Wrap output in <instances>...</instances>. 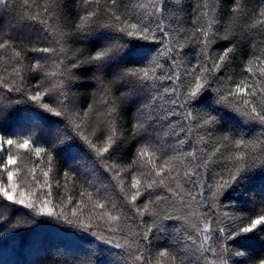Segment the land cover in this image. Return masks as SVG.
<instances>
[{
	"label": "snow or ice",
	"instance_id": "obj_1",
	"mask_svg": "<svg viewBox=\"0 0 264 264\" xmlns=\"http://www.w3.org/2000/svg\"><path fill=\"white\" fill-rule=\"evenodd\" d=\"M100 2L101 0H77L78 5L84 7L93 3L99 5ZM107 2L112 7L104 9L102 24L99 23V7L92 8L76 17L73 32V25L69 22L72 14L67 11L66 0H24L20 19L28 22V28L35 33V40L27 41L31 44L27 50L40 54L33 58L35 63L31 65V70L37 73V90L28 93L19 86L15 90L27 95V99L37 108L43 109L53 117L67 120L83 143L102 159H111L122 147L120 138L123 132L117 122L120 107L114 100L109 102L107 98L101 99L106 108L103 112H98V116L103 118L108 128L102 138V144L91 139L90 136L95 135V130L86 133L82 118L77 121L69 110L72 103L69 95L70 82L77 78V71L74 70H79L86 64L91 65L98 74V83L103 86L106 74L119 68L109 86L120 84L122 88L148 90L144 107L156 113L154 124L149 125L150 127L169 117L183 116L179 130H176L174 122L169 121L167 128L172 129V136H179L180 132L185 130L186 122H193L188 132L198 129L210 132L215 129L219 124L217 115L211 112L194 114L192 110L196 106L195 102L202 104L208 99L207 94L215 93L214 102L231 109L241 117L249 126L248 133L229 132L216 138L211 147H208L209 141L200 136L196 146L190 150H184L185 144L189 142L180 138L175 141V154L157 153L149 147L139 148L136 158L132 161V165L138 166V170L133 173L130 185L125 183L121 173L130 171L132 165L113 174L123 194V200L110 199L105 202L95 198L93 193L87 190L82 191L80 195H86L91 201L89 221L95 219L99 221L97 227L103 225L102 231L92 234L105 245L119 250L113 252V255L120 256L124 264L129 261L131 264H230L233 256L241 259L232 261V264H246L245 253L238 247L236 251H232L224 246V242L246 234H252L247 236L248 239L264 235V208L246 223L230 226L226 230L224 227H218V220L214 221L207 213H202L201 205L223 203L221 198L225 193L229 189L235 191L241 181L246 179L244 174L256 166L257 161L264 167V38L260 41L246 39L251 52L242 69L245 75L235 83L233 78L225 73L231 67L238 51L236 42H230L222 53L216 55L210 54L209 50L218 38L229 40L236 35L235 27H224L225 16L233 25L242 17L251 18L252 22L244 26L245 38L254 37L258 33L264 37V0H256L259 6L256 11L251 8L253 0H230L227 4L226 0H193L190 6L180 0L176 6L186 10L179 23L171 19L172 14L168 10L173 5L169 0ZM9 5L14 6V0H0V8L7 10ZM121 8L123 12L118 13L117 10ZM185 17L192 27L186 26ZM185 32L191 33V36L183 35ZM69 36H77V39L83 41L95 36L92 47L96 50L81 59L76 55L79 49L70 50L67 47ZM101 41L103 43H100ZM17 43L16 40L5 39L0 34V61L23 60V50L16 46ZM191 44L197 46V62L186 64L183 57L189 54L185 49ZM6 49L10 52L9 60L5 59ZM125 49L128 50L127 54L122 55ZM153 52L155 55H148ZM69 60L71 63H68ZM46 62L54 65L53 71H47ZM22 68V63H15L12 69L21 83L24 80L21 75ZM41 73L60 79L53 80L48 86H42ZM221 79L225 83L214 87ZM166 81L169 83L165 84ZM8 90L13 91V88L9 87ZM92 108L93 105L90 104L89 111ZM177 109L182 112H177ZM84 115H87V112ZM52 123L59 124V121ZM141 130H144L143 123L134 125L132 135L140 134ZM60 139L61 137L57 136L45 147L38 145L31 136L15 139L0 132V155L6 156L0 164V175L7 176L6 183L0 181V196L14 205H23L33 210L37 208L38 199L42 200L45 206L50 203L51 148ZM201 142L205 147H199ZM20 150L38 158L47 157L50 167L48 170L41 169L43 182L38 184L41 189L47 191H42L39 197L34 191L21 189L22 183H28L26 178L17 182L20 169L13 166L17 165ZM112 167L118 166L113 164ZM198 169L215 171V183H201L200 177L203 174L199 173ZM35 172L36 167L29 170L33 180H36ZM69 176L70 173L66 172L65 177ZM206 191L210 200L205 197ZM71 200L72 197H68V203H71ZM169 206L177 208L181 214L167 211ZM76 210L83 214L82 207L77 206L74 211ZM39 211L44 213L45 207H41ZM47 214L52 215L53 212L48 210ZM165 221L177 222L175 227L179 235L173 236V240L178 247H162L155 255L149 249V254L145 256L144 250L148 249L153 236L167 231ZM129 222L135 223L139 231H133L128 226ZM120 233L123 235H118ZM141 241L148 243L141 245ZM182 252L188 255H183ZM207 254H211L214 259H209ZM194 257L198 259L194 260ZM259 264H264V259H260Z\"/></svg>",
	"mask_w": 264,
	"mask_h": 264
},
{
	"label": "trees",
	"instance_id": "obj_2",
	"mask_svg": "<svg viewBox=\"0 0 264 264\" xmlns=\"http://www.w3.org/2000/svg\"><path fill=\"white\" fill-rule=\"evenodd\" d=\"M173 7L169 8L171 19L180 22V17L184 15V11L176 6L180 0H169ZM230 0H226V4ZM186 6H190L193 0H183ZM67 11L72 15L69 22L72 31L75 32L74 24L77 22L76 17L83 14L87 10L99 7L100 17L99 23L104 22L103 11L112 6L107 0H101L99 5L95 3L84 7L78 5L77 0H66ZM256 0H253L251 8L253 11L258 10ZM24 8V0H14V6L9 5L8 9H1L0 13V34L5 39L11 38L16 40L17 47L23 50V60L14 62L0 61V132L8 135L10 138H23L31 136L38 145L48 147L50 141L60 136L61 139L51 148L52 164L49 172V181L51 183L52 196L50 203L46 206L42 200H37V208L35 210L25 208L23 205H14L0 196V264H124L120 256H114L113 252L119 250L112 249L110 245H105L99 240L94 232L103 230V225L97 227L98 220L89 221V208L91 201L85 195L82 197V191L92 192L95 198H100L107 202L108 200H123V194L117 185V181L113 178V174L120 169H128L132 165V161L136 158L137 149L149 147L157 153L164 152L173 153L175 141L184 138L186 143L184 150H190L196 146V141L200 136H204L209 141L208 147H211L216 138L221 137L229 132H249V126L235 112L229 108H224L214 102L215 93H210L208 99L202 104L195 102L196 106L192 109L194 114H205L211 112L217 115L219 124L215 129L208 132L205 129H198L194 132H188L193 122H186L185 130L180 132L179 136H172V129L167 128L169 121L175 123L176 130L181 127L183 116L169 117L167 120H161L154 127L156 113L149 108L144 107V100L148 95V90L140 91L131 88H122L120 84L109 86V82L113 80L115 73L119 68H115L111 73L104 77V84L101 86L97 81V73L91 65H85L77 71V78L70 82V97L72 103L69 110L74 118L79 121L82 118V126L86 133L95 130V135L90 136L94 141L103 142L108 125L103 118L98 116V112H103L106 105L101 103L102 98H107L109 102L115 101L120 107V115L118 124L121 126L123 135L121 136L122 147L115 153L111 159L98 158L86 144L76 134L75 129L69 122L62 117H53L51 114L44 112L43 109L37 108L33 102L27 99V95L16 91L17 86L26 89L28 93H34L36 88L37 73L31 70V65L35 63L34 57L40 55L28 51L31 47L27 41L35 40V33L28 28V22L20 19V12ZM118 13L123 12V8L117 10ZM227 12V7L225 8ZM224 27H235L236 35L229 40L218 38L211 46L210 54L216 55L222 53L225 46L235 41L238 51L234 57L231 67H229L226 76L233 78V83L239 82L245 73L242 71L249 54L251 52L246 39H255L260 41L261 34L254 37L244 36V26L252 22L251 18H241L233 25L225 16ZM187 27H192L191 22L185 17ZM224 34L223 27L221 35ZM183 35L191 36V33L185 32ZM23 40L24 43H19ZM67 47L70 50L79 49L76 55L83 59L96 49L92 47L95 36H91L89 40L83 41L77 39V36H69ZM100 43H103L101 41ZM197 46L191 44L185 49L189 54L183 59L186 64H195ZM127 49L122 55L127 54ZM149 56L155 53H149ZM5 59H10V52L5 50ZM163 62V61H162ZM15 63H22L23 68L21 75L24 80L21 83L19 78L13 74L12 69ZM68 63H71L69 60ZM47 71H53L54 65L51 62L45 63ZM182 72L183 69H180ZM43 82L42 86H48L55 79L60 77H48L43 73L40 74ZM169 82H165L167 84ZM225 81L221 79L214 87H219ZM9 87L13 91H9ZM153 91H155L153 89ZM107 93V96L105 94ZM48 99V97H45ZM93 105L89 111V105ZM87 112V115L84 113ZM177 112H182L177 109ZM36 118L39 122L38 127H26L17 124L18 120L25 118ZM52 121H59V124H53ZM143 123V129L140 134L133 136L132 131L134 125ZM163 125L164 127H161ZM21 127H23L21 129ZM58 129V130H57ZM146 130V131H145ZM169 133L165 135L164 133ZM200 148L205 147L203 142ZM15 152V150H13ZM107 156V154H106ZM6 156L0 155V164ZM43 160V163H41ZM113 164L117 168H113ZM39 165V167H37ZM19 168L17 182L27 179L28 183L21 184V189L25 191H34L37 197L46 189H41L38 184L43 182L41 169L48 170L49 163L46 156L36 157L33 154L20 150L17 159ZM36 167V180L32 179L29 170ZM217 169L219 166H213ZM138 166L132 165L131 170H125L121 175L125 178V183L130 185L133 173L137 172ZM203 175L200 177L201 183H215V171H207L198 169ZM70 173L69 177H65V173ZM246 179L241 181V185L235 191L229 189L225 196L221 198L223 203L214 202L212 206L201 205V212L207 213L212 220H218V227H224L226 230L230 226H238L246 223L248 219L264 208V167H261L259 161L256 166L252 167L244 174ZM0 181L7 182L6 174L0 175ZM57 181L59 182L57 184ZM29 184L31 188H29ZM20 189L17 190L19 195ZM134 191V190H132ZM68 197H72L71 203H68ZM205 197L209 200L207 191ZM143 199V197H141ZM204 199V198H201ZM84 205H87L86 207ZM77 206L83 208V214L77 209ZM45 207V212L41 213L39 209ZM51 210L52 215H48L47 211ZM167 211L174 212L179 215L181 212L177 208L168 207ZM145 219H149L145 217ZM167 228L165 232H159L153 236L148 249L144 250L145 256L149 254V249L155 255L162 247L176 248L178 245L173 240V236L179 235L176 231V221H165ZM87 226V227H86ZM129 227L133 231H139L137 225L129 222ZM127 231V229L125 230ZM183 231V229H181ZM118 235H123L120 233ZM245 236L236 237L234 240L224 242L225 247H229L232 251H236L237 247L245 253L246 264H259L260 259H264V235H257L252 239ZM158 237V238H157ZM148 242L141 241V245ZM190 243V242H189ZM183 255L188 253L182 252ZM209 259H214L211 254H207ZM194 260L198 257H194ZM241 259L240 257H232V261ZM230 261V264H232ZM131 264V261L128 262Z\"/></svg>",
	"mask_w": 264,
	"mask_h": 264
},
{
	"label": "rangeland",
	"instance_id": "obj_3",
	"mask_svg": "<svg viewBox=\"0 0 264 264\" xmlns=\"http://www.w3.org/2000/svg\"><path fill=\"white\" fill-rule=\"evenodd\" d=\"M1 9L2 8H0V13H1ZM16 122H18L17 124L21 123L20 125H23L24 128H26V127H38V124H39L38 120L36 118H33V117L21 119V120H18ZM23 127H21V129Z\"/></svg>",
	"mask_w": 264,
	"mask_h": 264
}]
</instances>
